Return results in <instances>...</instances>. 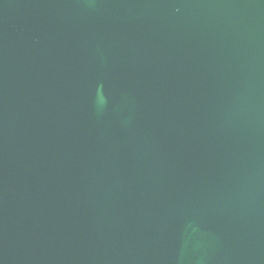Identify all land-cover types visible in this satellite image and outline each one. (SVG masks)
<instances>
[{"label": "water", "instance_id": "1", "mask_svg": "<svg viewBox=\"0 0 264 264\" xmlns=\"http://www.w3.org/2000/svg\"><path fill=\"white\" fill-rule=\"evenodd\" d=\"M0 264H264V0H0Z\"/></svg>", "mask_w": 264, "mask_h": 264}]
</instances>
